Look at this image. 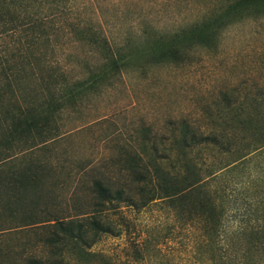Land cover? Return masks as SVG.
<instances>
[{
    "label": "rangeland",
    "instance_id": "374dc122",
    "mask_svg": "<svg viewBox=\"0 0 264 264\" xmlns=\"http://www.w3.org/2000/svg\"><path fill=\"white\" fill-rule=\"evenodd\" d=\"M233 1L70 0L63 10L49 13L56 27L54 52L48 51L43 67L64 71L71 81L87 77L89 70L102 67L107 55L103 39L112 48L129 51L131 60L120 73L64 101L50 138L21 154L44 165L41 192L24 193L23 205L48 208L58 217L90 214L95 179L135 196L133 172L125 163L128 155L146 160L152 147L166 152L183 129L230 133L237 116L264 114V4L254 1L225 16ZM203 23L221 24L212 39L173 37ZM166 45L177 49V59L155 61L151 48ZM260 152L218 181L209 179L204 194L218 202L216 189L233 181L239 200L226 202L227 210L264 211V149ZM189 154L202 177L236 156L220 154L212 144ZM187 206L185 201L179 205ZM14 207L15 219H0L4 226H16L0 233V264H21L27 255L45 251L37 243L44 230L28 221L23 224L21 207ZM103 214L113 226L111 233L100 234L89 250L121 264H135L131 242L142 240L147 249L140 264H198L193 255L206 253L190 247L189 235L163 201L140 208L120 203Z\"/></svg>",
    "mask_w": 264,
    "mask_h": 264
},
{
    "label": "trees",
    "instance_id": "16d2710c",
    "mask_svg": "<svg viewBox=\"0 0 264 264\" xmlns=\"http://www.w3.org/2000/svg\"><path fill=\"white\" fill-rule=\"evenodd\" d=\"M69 1L0 0V219H15L17 209L14 205H18L23 224L28 221L27 224H38L44 230L37 241L44 253L29 254L21 264H72V261L73 264H91L95 260L97 264H121L108 255L89 250L100 234L111 233L113 226L104 211L117 208L120 203L140 208L158 200L166 204L177 223L183 226L189 235L190 247L204 248L205 255L194 254V262L264 264V211L227 210L226 202L239 200L231 186L233 181L216 189L218 202L203 192L209 179L218 181L227 172L243 165L250 155L261 153L264 149V114L237 116L236 126L230 133L197 134L183 129L166 152L159 153L152 147L146 160L140 155H128L125 163L127 170L133 172L135 196L123 188L112 190L95 179L91 186L94 201L90 214L77 218L58 217L48 208L28 209L23 205L24 193L36 195L41 192L44 165L21 154L50 138L56 129V113L64 101L74 100L100 81L120 73L131 60L129 51L112 48L103 39L105 46L102 47L107 55L102 67L89 70L87 77L71 81L66 72L43 67L47 64L48 51L50 55L54 52L51 46H54L52 35L56 27L49 20V13L63 10ZM254 1L264 4V0H235L224 15L235 14ZM220 25H194L189 31L174 33L173 37L188 35L190 41H207L213 38ZM151 52L155 61L162 62H171L178 55L173 45L153 46ZM260 119L263 123L258 124ZM241 142H246L244 147H237ZM209 144L215 145L220 154L233 152L236 156L231 163L202 177L189 153ZM18 154L21 159L14 162ZM184 201L188 206L180 208ZM38 216L41 217L39 220ZM14 227L0 224V233ZM145 244V240L131 242V263L144 262Z\"/></svg>",
    "mask_w": 264,
    "mask_h": 264
}]
</instances>
